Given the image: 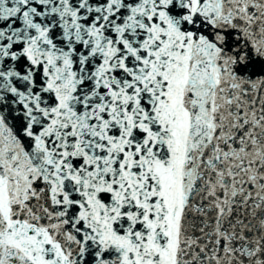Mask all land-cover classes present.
Instances as JSON below:
<instances>
[{"label": "snow or ice", "instance_id": "obj_1", "mask_svg": "<svg viewBox=\"0 0 264 264\" xmlns=\"http://www.w3.org/2000/svg\"><path fill=\"white\" fill-rule=\"evenodd\" d=\"M0 264H264V0H0Z\"/></svg>", "mask_w": 264, "mask_h": 264}]
</instances>
